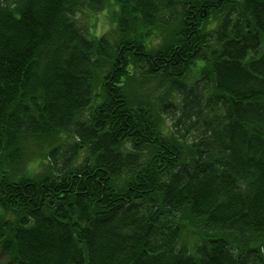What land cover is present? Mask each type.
<instances>
[{"label":"trees","instance_id":"obj_1","mask_svg":"<svg viewBox=\"0 0 264 264\" xmlns=\"http://www.w3.org/2000/svg\"><path fill=\"white\" fill-rule=\"evenodd\" d=\"M0 264H264V0H0Z\"/></svg>","mask_w":264,"mask_h":264},{"label":"rangeland","instance_id":"obj_2","mask_svg":"<svg viewBox=\"0 0 264 264\" xmlns=\"http://www.w3.org/2000/svg\"><path fill=\"white\" fill-rule=\"evenodd\" d=\"M85 24L87 25L88 29L90 31H92L93 35H95L97 38L101 37L103 34H105L110 28H111V24L110 22L107 20V17L104 15H96L90 17ZM91 25L94 27L92 29ZM196 75V70L195 69H191V71L188 74V77L186 79V82H190L193 80L194 76ZM139 76H136V79L134 81H131L127 84V92L128 95L131 96L132 98H139L138 100L141 99H146L149 98L150 96L157 97L159 94H161V91H163L165 88L167 87V85L165 84L164 86L159 87L157 84V79L152 80L150 83L145 82L144 84H142V81H139ZM143 85V86H142ZM162 89V90H161ZM160 90V91H158ZM136 100V98H135ZM133 100V102L135 101ZM167 125L168 122H166ZM33 150L32 154H30V152ZM28 156H27V166L30 170H36L38 171H45L46 170V166H47V161L45 159L44 154L46 153H40L38 151V149H36L35 144H31L29 149H28ZM195 236H193L192 234L190 235H182L181 238L179 239V246H184L190 253L193 252V248L191 247V245H193V242L195 240ZM197 241V238H196Z\"/></svg>","mask_w":264,"mask_h":264}]
</instances>
